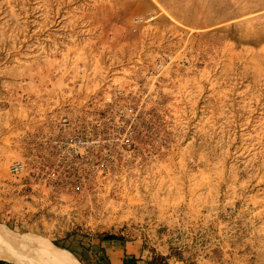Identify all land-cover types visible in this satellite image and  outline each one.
<instances>
[{"label":"rangeland","instance_id":"obj_1","mask_svg":"<svg viewBox=\"0 0 264 264\" xmlns=\"http://www.w3.org/2000/svg\"><path fill=\"white\" fill-rule=\"evenodd\" d=\"M163 55L130 155L77 164L50 143L63 117L96 122L64 109L105 60ZM0 226L69 264L106 234L148 264H264V0H0Z\"/></svg>","mask_w":264,"mask_h":264},{"label":"built area","instance_id":"obj_2","mask_svg":"<svg viewBox=\"0 0 264 264\" xmlns=\"http://www.w3.org/2000/svg\"><path fill=\"white\" fill-rule=\"evenodd\" d=\"M174 64L171 55H163L150 65L105 60L99 89L82 105H69L64 109L66 116L76 114L81 119L90 116L96 122L71 124L73 121L63 117L60 126L66 131L67 138L65 141L55 138L50 143L64 145L67 160L77 164L79 161L82 163L87 155L100 154L101 159L130 155L137 137V118L151 113L158 82ZM25 171V162H14L9 167L14 177L21 176Z\"/></svg>","mask_w":264,"mask_h":264},{"label":"bare ground","instance_id":"obj_3","mask_svg":"<svg viewBox=\"0 0 264 264\" xmlns=\"http://www.w3.org/2000/svg\"><path fill=\"white\" fill-rule=\"evenodd\" d=\"M0 259L17 264H69L48 241L33 235H19L1 226Z\"/></svg>","mask_w":264,"mask_h":264},{"label":"crops","instance_id":"obj_4","mask_svg":"<svg viewBox=\"0 0 264 264\" xmlns=\"http://www.w3.org/2000/svg\"><path fill=\"white\" fill-rule=\"evenodd\" d=\"M75 101L76 104L73 106H78L79 99ZM91 242L89 251V246H86L82 251L83 256L87 258V263L101 264L100 261L103 259L105 263L102 264H125V261L129 260H133L131 264H148V261L145 260L144 246L137 241L105 242L96 238ZM86 262L83 261L84 264Z\"/></svg>","mask_w":264,"mask_h":264},{"label":"trees","instance_id":"obj_5","mask_svg":"<svg viewBox=\"0 0 264 264\" xmlns=\"http://www.w3.org/2000/svg\"><path fill=\"white\" fill-rule=\"evenodd\" d=\"M100 240L105 241V242H125L126 241L123 237L114 235V234L102 235L100 237ZM132 262L133 260L125 261V264H131ZM0 264H8V263L0 261ZM149 264H152V263H149Z\"/></svg>","mask_w":264,"mask_h":264}]
</instances>
